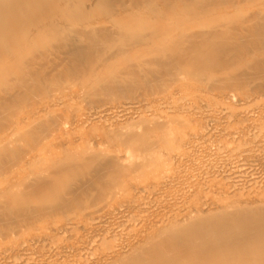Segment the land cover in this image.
Returning a JSON list of instances; mask_svg holds the SVG:
<instances>
[{
	"label": "rangeland",
	"instance_id": "obj_1",
	"mask_svg": "<svg viewBox=\"0 0 264 264\" xmlns=\"http://www.w3.org/2000/svg\"><path fill=\"white\" fill-rule=\"evenodd\" d=\"M22 1L29 2V12L43 9L0 55V154L7 152L5 162L25 163L17 174L0 178V264H113L188 212L203 209L213 216L262 198L257 196L264 187L244 194L235 187L264 181L263 38L244 33L228 52V64L212 70L194 69L181 59L180 48L189 46L187 35L214 28L231 35L252 25L264 16V0ZM0 3L10 9L17 2ZM153 23L162 24L161 33ZM175 35L177 58L167 55ZM112 78L119 85L107 91L105 81ZM37 111L35 120L42 123L31 142L28 137L38 131L28 118ZM52 117L54 123L45 125ZM102 122L139 127L155 144L143 152L144 166L137 160L120 182L99 193L88 190L92 168L75 164L68 154L90 152L101 140L107 155L123 152L122 143L107 142ZM167 130L173 141L166 147ZM32 154L27 162L24 156ZM235 164L245 176L233 175ZM71 165L60 174L64 202L29 195L28 182ZM232 197L239 204L230 203ZM219 200L225 203L217 210Z\"/></svg>",
	"mask_w": 264,
	"mask_h": 264
},
{
	"label": "bare ground",
	"instance_id": "obj_2",
	"mask_svg": "<svg viewBox=\"0 0 264 264\" xmlns=\"http://www.w3.org/2000/svg\"><path fill=\"white\" fill-rule=\"evenodd\" d=\"M14 1L17 3L15 6H13L10 9L5 8L0 3V55L3 52L5 53V51H8L12 47H14L13 45L16 44V42H17V41H15L17 33H20L21 30L28 24L29 21H31L33 19H38L40 16L36 15V14L41 12V10L43 9L42 6H37L33 12H29L28 7H27L29 2H27V1L20 2V0H14ZM153 26H154V29L157 33H161L162 29L164 28L162 26V24H158V23H153ZM29 29H27V32L26 31L25 32L28 33ZM165 29L167 31H169L170 26L165 28ZM244 33H251V34L257 35L259 37H262L263 43H264V16L258 17L257 21H255L252 25H250V26L247 25L245 27H242L240 30L232 32L231 35H228L226 31L220 30L217 28L211 29V30L204 32V33H198V34L192 35V36L187 35L188 40H189V46L185 47V48L179 47L180 50L183 49V52L180 54L181 59L186 60L188 62V64H190L194 69L199 70V71H203L207 65H211L209 70H212L215 67L216 68L223 67V66L228 64V60H227V56L229 55L228 52L230 51V49H233V47L238 48L240 38L242 36H244ZM21 35L25 37L26 34L23 33ZM26 36H28V35H26ZM127 38H129V37L127 36ZM127 38H126V41H127ZM137 40L140 41L141 39H137ZM231 40H233V43ZM172 41H173V46L168 50L167 55L174 57V58H177V35L172 37ZM262 47H264V44ZM192 52H194L195 55H193ZM190 54H192V55H190ZM173 65L174 66L177 65V59L174 60ZM210 77L213 78L214 76H210ZM99 81H100V79L99 80L95 79L96 83L97 82L99 83ZM119 81L120 80H118L116 78H112L108 82L105 81L104 88L107 91H114L116 89V87L119 85ZM37 85H38V82H37ZM171 106H172V110H173V105H171ZM181 110H182V107H181ZM39 111L41 112L40 115H42L43 110H39ZM39 111H37L32 117L28 118V120L34 121V122H31V121L28 122V123L31 122L30 124H33V126L31 125L33 130L38 131L36 133L34 132V135L28 137L31 139V142H33L35 140L36 136L39 134L38 127L42 123V122L41 123L37 122L35 120V117H37V115H38L37 113H39ZM160 111H163V110H160ZM140 115H142V114H140ZM40 118H42V117H40ZM99 119H100V117L98 118V120ZM54 121H55V118L52 117V118H47V121L44 123H46L45 125L50 126L52 123H54ZM83 121H85V120H83ZM93 121H91V125L94 123ZM102 121H104V119H102ZM110 121H111V119H110ZM113 121H115V120H113ZM130 121H131V119H130ZM161 122H162V125H166L168 121L166 119H163ZM103 123L104 122H102V124ZM108 123H106V124L104 123V126L106 127V129L108 128V130H107L108 132L106 131L107 138H108L107 142L109 143V142L115 141L117 143H122L123 145H125V148H123V152H122V150H120L118 152V154H116V155H113V156L107 155L103 151V149H101V147H100L105 140L96 141V139H92L93 141H96V143H95L96 146L91 147V149L89 150L90 152H88V151L75 152V153L71 152L68 154V158L77 159L75 164H78L83 168H90V167L92 168L91 179L89 181L87 180L88 184L91 187L88 190L93 188V189H96V191H99V193L109 191L112 186H114L115 184L120 182L123 176L129 174V171H131L132 165L135 162L137 163V160H138V166L139 167L144 166L145 165L144 164V159H145L144 157H146L148 155L143 156V152L146 151L149 148V146H152L155 144L154 143L155 140H149L148 137L146 136V132L141 130L139 127L137 129H132V127L121 126L120 124H117V122H115V124L109 123L110 126L107 125ZM168 125H169V123H168ZM21 126L22 125H19V127H21ZM167 128H169V127L167 126ZM168 130H170V128ZM167 131L165 132L164 137H166V135H167L165 141L168 138V140H167V142H168L171 139V135L169 134V131L168 132ZM171 134H172V138H174L173 135L175 133L171 132ZM162 137L163 136H161V139L160 140L158 139V140L159 141L164 140V139H162ZM262 137H264V136H262ZM256 138L259 139L260 137H256ZM252 140H253V138H252ZM171 141H173V139H171L168 142L169 144L164 142V144H167L165 146L166 147L169 146ZM243 141H244V139H243ZM128 143H129V145H126ZM172 143L174 144V142H172ZM194 143H196V141ZM48 145H49V143H48ZM252 145H253V143H252ZM246 146H247V144H246ZM195 147H197V146H195ZM240 147H242V146H240ZM189 148H190V146H189ZM242 151H243L242 153H244V150H242ZM6 154H7V152H3L2 154H0V178L2 176H3L2 178H4V177H6V175L8 177V176L17 174L18 171L20 170L21 166L25 165V163H14L15 160L14 161L13 160L8 161L9 157H6ZM5 157L8 158V160L6 161L7 163L5 162ZM24 157L26 158V160L28 162V161L33 159L34 155L32 154V155L24 156ZM12 159H13V157H12ZM17 159H18V157H17ZM17 159H16V161H17ZM228 160H230V159H228ZM182 161H184V160H182ZM232 163H233V161H232ZM214 165H215V163H214ZM217 165H218V163H217ZM237 165L236 164L234 165V166H236V168H234L235 169V171H233L234 173L232 172L233 175L234 174H237V176L243 175L242 173H245L244 168L241 167L240 169H237ZM203 166H201V167L203 168ZM68 168H72V165L67 167V168H63L60 171L58 170V171L52 173V175H47V176L41 177V178H35L32 181L28 182L26 184V186L29 185V187H30L29 195L34 196L35 199H42L45 201H63L64 202L65 198H64L63 194L65 191H64L63 186L65 185V182L62 179H60V174L65 172L66 169H68ZM222 168H223V166H222ZM213 169L215 170V168H213ZM57 173H58V175H57ZM203 175H205V174H203ZM243 176H245V174ZM258 176H260V175H258ZM201 180H203V179H201ZM250 181H248V182H250ZM258 182L259 183H257V182L252 183L251 182V184H248L247 182H246L247 184L242 182L243 184H241L240 186H237L235 188H237L236 190H238L240 192H241V190L242 191L246 190V193H249V192H255L256 193L257 191H259L261 188L264 187V183L260 184L261 180ZM262 182H264V181H262ZM22 183H24V182H21V184H17V187H19L20 185H23ZM235 183H237V182H235ZM238 183L240 184V182H238ZM202 184H203V182H202ZM12 185H14V184H11L9 186V188ZM232 186H235V185L233 184ZM240 192H239V194H240ZM259 193H260V191H259ZM242 194H244V192ZM226 195H227V193H226ZM235 197H238V196H235ZM257 197H262V198H255V199L252 198L253 200H251L250 202L248 201L250 204H252L250 206L249 205H241V207H239V210L236 209V210H232V211H226L225 210V211L221 212V210H220V211H218V213L216 215H213V216H209L207 213L201 212V210H203V209H201V210L199 209L200 211L197 210L198 212L196 211L197 213L195 215L189 216L193 212V211L192 212L190 211L191 213L188 212V217L185 220H183V221H180V220L179 221L178 220L170 221L167 225L164 224L165 226H163V227L160 226V229L158 231H155L156 229H158L157 227L160 225V223H163V222L166 223L167 222L166 220H165L166 222L165 221L160 222V220H161L160 219L158 221L160 223L158 224V222H157V224H156L158 226L156 227V225H155L154 227H156V228H153V229H155L154 233H152L151 235H149L147 237L145 236L146 234H143V236H145L147 238V239H145L146 241L144 239H142L143 237H141V239L145 241V245L143 246L142 249L138 247L137 249H135V251H133L134 247L132 250L129 248L131 251H133V253L129 257H127L126 259L124 258L122 260L115 261V262L113 260V262H114L113 264H227L226 260H228L230 257H233L235 259V262L230 263V264H264V195L263 194L258 195ZM236 200L237 199L232 197V200H230L229 202L233 203V204H239L240 200L239 201L238 200L236 201ZM219 201H218L219 204H218L217 210L219 209V207H221L225 203L222 200L220 202ZM244 202H246V201H244ZM167 207H169V206H167ZM170 209H172V208L170 207ZM172 211H174V210H172ZM168 215H170V214L168 213ZM151 216H150V218H151ZM180 222H182V224H180ZM179 224L184 226L185 228H183ZM129 249H127V250H129ZM123 252L124 251H122V255L125 254ZM52 255H48L49 258H50V256L52 257ZM48 256H46V257L48 258ZM46 257H44V258H46ZM26 262H28V260ZM106 262H108V261H106ZM44 263L46 264V262H44ZM111 263L112 262L110 260V262L108 264H111Z\"/></svg>",
	"mask_w": 264,
	"mask_h": 264
}]
</instances>
